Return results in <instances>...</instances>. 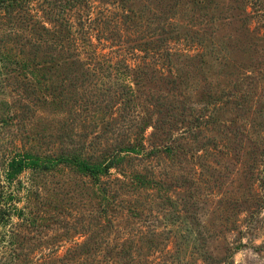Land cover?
Returning <instances> with one entry per match:
<instances>
[{
  "label": "rangeland",
  "instance_id": "1",
  "mask_svg": "<svg viewBox=\"0 0 264 264\" xmlns=\"http://www.w3.org/2000/svg\"><path fill=\"white\" fill-rule=\"evenodd\" d=\"M0 264H264V0H0Z\"/></svg>",
  "mask_w": 264,
  "mask_h": 264
},
{
  "label": "trees",
  "instance_id": "2",
  "mask_svg": "<svg viewBox=\"0 0 264 264\" xmlns=\"http://www.w3.org/2000/svg\"><path fill=\"white\" fill-rule=\"evenodd\" d=\"M112 153L104 156L102 160L87 162L81 155L73 154L64 156V161L73 162L82 172H87L95 179H100L101 175L106 174L111 168L118 165L121 161L120 155L116 149L112 148Z\"/></svg>",
  "mask_w": 264,
  "mask_h": 264
}]
</instances>
